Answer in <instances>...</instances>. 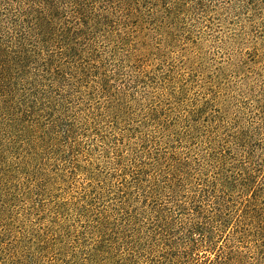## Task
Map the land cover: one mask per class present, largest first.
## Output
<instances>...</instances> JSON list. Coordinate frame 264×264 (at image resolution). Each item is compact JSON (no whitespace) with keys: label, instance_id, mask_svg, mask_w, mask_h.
I'll return each instance as SVG.
<instances>
[{"label":"trees","instance_id":"16d2710c","mask_svg":"<svg viewBox=\"0 0 264 264\" xmlns=\"http://www.w3.org/2000/svg\"><path fill=\"white\" fill-rule=\"evenodd\" d=\"M0 264H264V0H0Z\"/></svg>","mask_w":264,"mask_h":264},{"label":"rangeland","instance_id":"374dc122","mask_svg":"<svg viewBox=\"0 0 264 264\" xmlns=\"http://www.w3.org/2000/svg\"><path fill=\"white\" fill-rule=\"evenodd\" d=\"M189 87H190V89H191V90H190L191 92H195V91H196L195 88H193V86L191 85V83H190Z\"/></svg>","mask_w":264,"mask_h":264}]
</instances>
